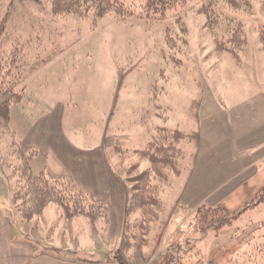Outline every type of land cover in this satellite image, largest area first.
<instances>
[{
    "label": "rangeland",
    "instance_id": "1",
    "mask_svg": "<svg viewBox=\"0 0 264 264\" xmlns=\"http://www.w3.org/2000/svg\"><path fill=\"white\" fill-rule=\"evenodd\" d=\"M126 1L135 15L95 21L48 0H0V102L22 95L0 128L1 203L43 264L90 248L93 264H264V0L220 1L210 16L188 0L162 21ZM239 27L245 45L220 50ZM164 126L182 131L179 154L155 166L154 204L135 211L127 180L151 164L133 151ZM17 147L35 151L34 173L71 179L82 208H100L21 212ZM142 218L135 247L125 226Z\"/></svg>",
    "mask_w": 264,
    "mask_h": 264
},
{
    "label": "trees",
    "instance_id": "2",
    "mask_svg": "<svg viewBox=\"0 0 264 264\" xmlns=\"http://www.w3.org/2000/svg\"><path fill=\"white\" fill-rule=\"evenodd\" d=\"M220 1L224 3L226 8L234 10H239L241 8L238 4V0H203V4L199 8L200 13L210 16V13L213 12V7L216 5L219 6V4H221ZM240 1L246 3V0ZM48 2L51 4L52 10L56 14H74L78 17L91 16L95 21L107 16L109 12H114L122 17L135 15L133 6L127 4V1L125 3V0H48ZM187 2L188 0H145V2H143L145 7L144 13L136 12V15L140 16L141 13H143L142 16L162 21L168 9L178 4L185 5ZM214 25L215 23L213 22V26ZM228 28L229 26H225L224 29ZM241 30L242 28L240 27L238 30H232L233 32L239 33L238 35L236 34L237 37L232 40L230 37L223 41L222 38H217L220 40L216 42V46L224 51L231 49L230 47L232 44L234 45V43H239V45L244 46L245 41L242 40L243 32ZM21 99V94H14L12 99L0 102V128H4L11 121V104L19 103ZM182 137V131L178 129H170L165 126L160 127L157 134L149 141L144 149L133 151L135 155L148 159L151 164L149 168L144 169L135 177L131 176L130 179L127 180V182L132 180L134 184H136V195L133 197L131 196V200L136 201L135 211L138 209L145 210L146 206L154 204L153 200L157 197L156 192L153 191L155 186L153 183L155 180L153 174L156 172L154 168L158 165L159 167L157 169L160 170L162 167H165V164H169L173 158L178 156L180 150L177 143ZM15 151L19 165L17 167V164L14 166V169L17 171V180L15 183L16 192L13 196L17 204L18 201L20 202L18 204V209L21 212L30 213L35 210L38 211L49 203H56L64 208V211L69 217L77 215L90 217L92 215L91 213L98 210L97 207L100 208L99 205H91V209L82 208L81 202L84 197L82 194L75 191V185L71 179H67L61 175H50L43 171L38 174L34 173L31 162L35 155V151L25 152L20 147H17ZM134 167L137 168V165H134L133 168ZM19 168L21 169L20 176H18ZM70 202L72 204H70ZM77 204L79 207H76ZM129 209L132 210L131 202ZM148 220L142 218L135 223L130 224V222H128L125 226L127 228V232L125 230L127 237L131 241L135 239V241L132 242L133 245H136L135 247H139L143 244L144 238L141 237L143 233H146Z\"/></svg>",
    "mask_w": 264,
    "mask_h": 264
},
{
    "label": "crops",
    "instance_id": "3",
    "mask_svg": "<svg viewBox=\"0 0 264 264\" xmlns=\"http://www.w3.org/2000/svg\"><path fill=\"white\" fill-rule=\"evenodd\" d=\"M262 143H264V141H260L256 147L262 145ZM237 146H239V142ZM241 148H243V146H240V149ZM246 148L247 146L245 149ZM260 159H263V157H260ZM4 206L5 205L0 201V264H30V258H35V262L32 264H43V255L39 258L34 248L30 247L31 244L28 242L27 237L23 238V232L28 233V230H25L21 226H14L11 216H8L11 210ZM19 232L21 233L20 236L23 241L19 240L17 237ZM30 248L32 252H30ZM91 249L93 248L84 249L83 251L74 250L68 253L63 252L61 255L59 254V256L51 255L49 259L52 261L51 264H93V251H89ZM106 255L108 257V254ZM179 264H181V262Z\"/></svg>",
    "mask_w": 264,
    "mask_h": 264
},
{
    "label": "bare ground",
    "instance_id": "4",
    "mask_svg": "<svg viewBox=\"0 0 264 264\" xmlns=\"http://www.w3.org/2000/svg\"><path fill=\"white\" fill-rule=\"evenodd\" d=\"M7 229H8V227H7ZM7 229H6V231H7Z\"/></svg>",
    "mask_w": 264,
    "mask_h": 264
}]
</instances>
